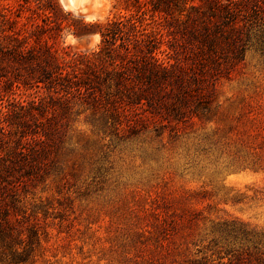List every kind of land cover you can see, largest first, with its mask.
<instances>
[{
    "label": "rangeland",
    "instance_id": "rangeland-1",
    "mask_svg": "<svg viewBox=\"0 0 264 264\" xmlns=\"http://www.w3.org/2000/svg\"><path fill=\"white\" fill-rule=\"evenodd\" d=\"M53 2L0 0V32L27 28L31 42L72 60L71 70L105 46L96 26L75 33L87 29L85 15L106 21L117 1L78 16ZM261 5L243 43L215 45L218 66L208 44L157 47L179 61L181 78L149 89L140 103L127 92L138 89L132 66L144 43L118 39L106 57L126 63L121 91L102 80L98 54L70 93L34 76L20 84L16 73L25 69L0 59L11 77L0 83V264H264Z\"/></svg>",
    "mask_w": 264,
    "mask_h": 264
},
{
    "label": "trees",
    "instance_id": "trees-1",
    "mask_svg": "<svg viewBox=\"0 0 264 264\" xmlns=\"http://www.w3.org/2000/svg\"><path fill=\"white\" fill-rule=\"evenodd\" d=\"M118 12L106 21L83 22L85 30L76 29L77 35L89 33L92 26L98 27L105 43L98 53L85 54L78 62L74 61L72 69L68 70L66 63L72 60H61L53 46L48 42H31L25 30L2 29L0 32V59L20 64L27 73L21 70L16 75L20 84L27 86L32 77L37 83L42 82L51 91L62 89L68 93L78 90L86 79L79 74L89 73L96 64V55L102 62L101 69L106 73L102 80H112L121 91L125 80L123 68L126 63L113 60L107 63L106 57H111L117 48L118 39H127L136 44H147L146 53L138 58L139 64L132 66L140 79L138 89L127 92L130 103H140L143 95L149 97L148 90L161 87L170 78H181L182 67L179 61L173 62L169 57H160L156 48L164 43L200 42L211 45L210 61L219 65L215 55L217 45L226 42H242L241 32L257 17L264 0H116ZM54 7L60 6L59 0H54ZM15 22V21H13ZM17 22V21H16ZM124 42V41H123ZM243 43V42H242ZM151 45V46H149ZM216 45V47H215ZM158 49V48H157ZM166 50H163L165 52ZM234 63L241 58L237 50ZM175 59V57H172ZM107 60V61H106ZM201 63H205L200 62ZM85 65V66H84ZM113 66L110 69L108 66ZM7 65L0 64V83L11 77L3 69ZM106 67V68H105ZM6 69V68H5ZM37 70L39 72H37ZM36 72V73H34ZM36 77V78H35ZM99 77V76H98ZM4 79V80H3ZM141 83V84H140ZM40 85V84H37ZM20 86V85H18ZM52 88V89H51ZM149 99V98H148ZM35 101V100H33ZM138 101V102H137ZM9 165L6 164L5 168ZM4 171H0V185ZM202 264H209L203 262ZM221 264H227L222 262Z\"/></svg>",
    "mask_w": 264,
    "mask_h": 264
},
{
    "label": "clouds",
    "instance_id": "clouds-1",
    "mask_svg": "<svg viewBox=\"0 0 264 264\" xmlns=\"http://www.w3.org/2000/svg\"><path fill=\"white\" fill-rule=\"evenodd\" d=\"M60 6L63 10L67 12H72L76 16L80 13L87 14L89 12V6L93 8H99L101 4H108V0H59ZM85 22H94L97 19L96 15H85L84 17ZM93 44L92 47L94 48L101 40V36L99 33L93 36ZM76 41L74 37L69 33L67 34V43L74 44Z\"/></svg>",
    "mask_w": 264,
    "mask_h": 264
},
{
    "label": "water",
    "instance_id": "water-1",
    "mask_svg": "<svg viewBox=\"0 0 264 264\" xmlns=\"http://www.w3.org/2000/svg\"><path fill=\"white\" fill-rule=\"evenodd\" d=\"M83 40L87 42L89 40V37H83Z\"/></svg>",
    "mask_w": 264,
    "mask_h": 264
}]
</instances>
